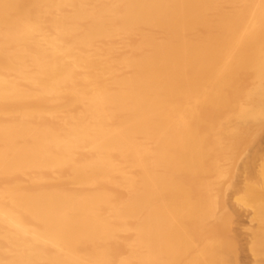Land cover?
<instances>
[{
    "label": "bare ground",
    "instance_id": "1",
    "mask_svg": "<svg viewBox=\"0 0 264 264\" xmlns=\"http://www.w3.org/2000/svg\"><path fill=\"white\" fill-rule=\"evenodd\" d=\"M263 140L264 0H0V264H264Z\"/></svg>",
    "mask_w": 264,
    "mask_h": 264
},
{
    "label": "rangeland",
    "instance_id": "2",
    "mask_svg": "<svg viewBox=\"0 0 264 264\" xmlns=\"http://www.w3.org/2000/svg\"><path fill=\"white\" fill-rule=\"evenodd\" d=\"M262 143H263L262 146L264 147V140H263ZM243 219H244V221L247 223V221H248L249 218H248V217H244ZM246 219H247V220H246ZM244 232H247V229H246V228H245ZM249 258H250V257H249V255H248V253H245V254H244V259L246 260V262L249 260Z\"/></svg>",
    "mask_w": 264,
    "mask_h": 264
}]
</instances>
